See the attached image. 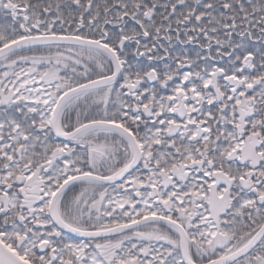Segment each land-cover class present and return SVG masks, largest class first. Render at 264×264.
I'll list each match as a JSON object with an SVG mask.
<instances>
[{"label":"snow or ice","instance_id":"snow-or-ice-1","mask_svg":"<svg viewBox=\"0 0 264 264\" xmlns=\"http://www.w3.org/2000/svg\"><path fill=\"white\" fill-rule=\"evenodd\" d=\"M0 264H264V0H0Z\"/></svg>","mask_w":264,"mask_h":264}]
</instances>
